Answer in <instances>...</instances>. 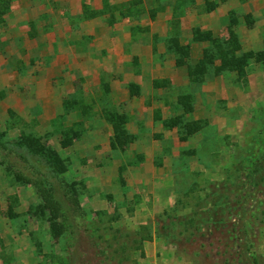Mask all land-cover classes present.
Returning <instances> with one entry per match:
<instances>
[{
    "label": "rangeland",
    "instance_id": "rangeland-1",
    "mask_svg": "<svg viewBox=\"0 0 264 264\" xmlns=\"http://www.w3.org/2000/svg\"><path fill=\"white\" fill-rule=\"evenodd\" d=\"M86 1L0 18V264H264V0Z\"/></svg>",
    "mask_w": 264,
    "mask_h": 264
},
{
    "label": "trees",
    "instance_id": "trees-1",
    "mask_svg": "<svg viewBox=\"0 0 264 264\" xmlns=\"http://www.w3.org/2000/svg\"><path fill=\"white\" fill-rule=\"evenodd\" d=\"M10 7H11V0H0V18H2L3 15L8 12ZM232 39H233L232 42H235V45H233L234 47H229V45H231V43H232L231 39L229 41H220L216 45H217L218 50L220 51V56L222 57V61H224V63H223L224 67L237 69V68H239V65H240V62H239L240 58H238L234 52H235L236 48H239L240 46L236 42V36L235 35L232 36ZM236 45H237V47H236ZM212 46H213V44H212ZM215 46L213 47V49L211 48L209 50V51H211V53H210L211 56L213 55V52L215 51ZM206 50H208V49H206ZM249 55H254V53L253 52L249 53ZM229 63H232V64H229Z\"/></svg>",
    "mask_w": 264,
    "mask_h": 264
},
{
    "label": "crops",
    "instance_id": "crops-1",
    "mask_svg": "<svg viewBox=\"0 0 264 264\" xmlns=\"http://www.w3.org/2000/svg\"><path fill=\"white\" fill-rule=\"evenodd\" d=\"M70 1L71 2H68V5H70V6H68V9L72 10V11H77L78 13L82 11V5H80V2L84 1L87 3L86 0H74L76 2H74V6H73V2H72L73 0H70ZM98 2H102V0H100ZM98 2H96L95 4H98ZM91 4H94V3H91ZM99 7H102V6L96 5V8H99ZM68 24H69L68 25V38H70V40H68V41H73V40H76L77 38H80L79 40L81 41V39H83V38H82V35H80V34L83 32V30L80 28V32L77 33L76 30L73 29V27L74 26L80 27V26H83L84 24L73 23L70 20H68Z\"/></svg>",
    "mask_w": 264,
    "mask_h": 264
}]
</instances>
